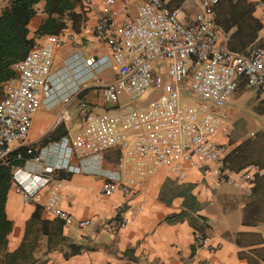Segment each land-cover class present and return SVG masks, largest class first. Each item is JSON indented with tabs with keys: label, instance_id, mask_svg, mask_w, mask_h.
<instances>
[{
	"label": "built area",
	"instance_id": "obj_1",
	"mask_svg": "<svg viewBox=\"0 0 264 264\" xmlns=\"http://www.w3.org/2000/svg\"><path fill=\"white\" fill-rule=\"evenodd\" d=\"M220 0H202V9L191 23L182 20L184 9L169 6L165 0H103L95 35L106 46V55L89 57L86 64L102 69L116 67L112 80L101 81L108 109L94 111L83 104L78 130L63 140L66 156L78 159L101 158L118 152L116 168L102 173L100 192L120 191L130 196L134 188L155 173L165 170L180 180L190 169H198L211 185L227 184L251 194L264 167L250 162L232 168L228 156L233 147L219 134L231 137L233 120L224 108L241 83L264 90V43L246 51H234L220 41L215 7ZM96 0H85L84 5ZM264 17V0H260ZM136 7L131 13L130 6ZM65 31L47 34L17 64L18 75L1 85L0 164L12 165L11 182L26 203L39 205L66 224L90 225L91 218L77 219L64 207L62 170L80 171L65 162L45 164L41 172L28 173L30 183L18 177L22 169L16 161L41 157L32 146L33 118L43 100L53 92L51 69L58 47L71 41ZM164 60V63L158 60ZM198 95V102L182 103L184 82ZM160 90L145 105L136 102L151 88ZM75 93L62 98L58 122L72 120L69 104ZM25 158V159H26ZM104 223L107 231L124 228L129 216L123 209ZM129 215L141 210L131 206ZM196 247L210 246L209 237L197 231ZM215 246H210L215 251ZM119 264V263H107Z\"/></svg>",
	"mask_w": 264,
	"mask_h": 264
},
{
	"label": "crops",
	"instance_id": "obj_2",
	"mask_svg": "<svg viewBox=\"0 0 264 264\" xmlns=\"http://www.w3.org/2000/svg\"><path fill=\"white\" fill-rule=\"evenodd\" d=\"M8 1L0 0V14ZM259 1L220 0L215 7V20L221 43L239 52L264 43V17ZM165 2L169 6H181L184 9L181 17L186 23H191L202 9V0ZM102 3L103 0H96L95 4L84 5L86 19L78 30L71 25L64 29L73 39L56 49L51 69L53 92L35 113L30 131L32 146L41 160L28 156L17 163L22 169L18 177L27 184L32 180L28 173L41 172L45 164L55 165L69 158L80 171L60 172L63 205L77 219L94 221L84 227L77 223L66 224L39 205L24 202L11 183L6 210L12 228L0 247V264H9L7 254L21 244L31 246L30 254L34 259L31 263L23 260L25 264H264V174L257 177L251 194L227 184L211 185L200 170L190 169L183 180L161 170L136 186L130 196L120 191L103 195L100 192L102 173L116 168L117 151L88 159L68 157L64 153L62 142L65 136L78 130L82 105L94 111L110 107L104 99L99 78L112 80L116 67L109 64L98 69L85 62L89 57L98 59L107 53L104 42L95 35ZM36 7L37 13L29 23L31 35L47 16L44 0ZM129 8L131 13L136 12L134 5ZM77 9L81 10L80 5ZM45 36L37 38V43ZM59 63L66 64L67 69L57 82L55 67ZM258 91L264 96L263 89ZM69 93H75L69 104L72 120L58 122L62 98ZM213 108L227 113L234 125V109ZM51 132L52 140H46ZM218 138L230 142L233 148L242 143L241 139L232 140L223 134ZM247 160L238 164L245 166ZM260 162L264 167V160ZM189 193L198 201L196 208L185 204ZM121 204L129 216L127 225L116 232L105 230L104 223L117 216ZM136 205H140L141 210L129 215L130 207ZM197 231L209 237V245L215 246V251H211L210 246H195Z\"/></svg>",
	"mask_w": 264,
	"mask_h": 264
},
{
	"label": "trees",
	"instance_id": "obj_3",
	"mask_svg": "<svg viewBox=\"0 0 264 264\" xmlns=\"http://www.w3.org/2000/svg\"><path fill=\"white\" fill-rule=\"evenodd\" d=\"M40 1L9 0L0 14V84L18 75L15 65L37 44V38L62 32L69 25L78 30L86 19L82 0H44L47 16L41 21L35 34L31 35L29 23L37 13L36 4ZM79 5L81 10L77 9ZM52 138L53 132L45 137L46 140H52ZM248 146L242 142L232 149L228 156L231 167L241 168L244 166L239 165L238 161H243L247 157ZM25 158L17 160L16 163H21ZM250 162L256 163L255 161H248L246 164ZM257 164L263 167L262 163ZM12 174V165L0 164V247L6 242L7 234L12 228V220L8 218L6 210ZM188 195L185 204L196 208L198 201L195 195L192 193ZM30 249V245L21 244L18 249L7 254L8 263L25 264L23 260L28 263L33 262Z\"/></svg>",
	"mask_w": 264,
	"mask_h": 264
},
{
	"label": "rangeland",
	"instance_id": "obj_4",
	"mask_svg": "<svg viewBox=\"0 0 264 264\" xmlns=\"http://www.w3.org/2000/svg\"><path fill=\"white\" fill-rule=\"evenodd\" d=\"M159 62L164 63V60L159 59ZM64 65V66H63ZM67 65L59 63L55 67V79L58 82V77L66 72ZM68 70L70 66H68ZM258 87H247L242 84L230 97L227 106L234 109V129L231 134V139H241L248 146V154L245 159L247 161H255L261 163L264 160V96L258 91ZM160 90L151 87L137 102L138 105L150 103L158 97ZM198 102V95L192 91L186 81L182 89V103L192 104ZM251 132H254L252 134ZM240 158V157H239ZM78 159V158H77ZM230 190H233L230 188Z\"/></svg>",
	"mask_w": 264,
	"mask_h": 264
}]
</instances>
